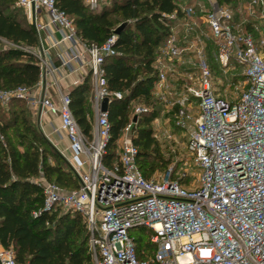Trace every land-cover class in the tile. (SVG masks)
<instances>
[{"label": "built area", "instance_id": "built-area-1", "mask_svg": "<svg viewBox=\"0 0 264 264\" xmlns=\"http://www.w3.org/2000/svg\"><path fill=\"white\" fill-rule=\"evenodd\" d=\"M194 2L181 6L182 17L168 16L173 22L170 35L154 60L153 94L163 113L172 112L173 126L181 131L185 151L198 171L194 186L187 188L171 178L172 167L160 179L142 177L132 129L147 111L143 106L133 108L121 131L117 161L104 164L110 127L101 103L121 99V94L108 91L104 78L105 60L116 55L115 35L101 45L85 43L55 0H15L37 34H44L50 44L26 50L40 70L35 87L0 89V106L19 100L58 118L79 188L67 191L39 181L43 211L81 217L93 264H264V0H239V21L236 13L215 0ZM84 3L90 10L99 8V0ZM248 20L257 37L242 31ZM65 44L69 47L60 52ZM54 49H59L58 66L50 54ZM186 51L192 53L197 74L186 73L175 89L169 73L184 65ZM208 56L221 75L240 71L241 76L232 75L242 80L235 100L216 92ZM72 64L75 72L86 69L90 79V137L78 128L71 99L60 90L59 81L46 80L60 75V70L74 72ZM48 88L56 90V99ZM137 229L151 235L153 253L144 260L136 256L132 232ZM0 264H16L11 250L0 248Z\"/></svg>", "mask_w": 264, "mask_h": 264}, {"label": "trees", "instance_id": "trees-1", "mask_svg": "<svg viewBox=\"0 0 264 264\" xmlns=\"http://www.w3.org/2000/svg\"><path fill=\"white\" fill-rule=\"evenodd\" d=\"M195 0H108L97 10H90L84 0H55L56 7L71 20L76 35L85 43L101 45L115 35V56L104 62L108 91L121 94L108 105L109 141L104 164L117 161L118 140L129 122L133 108H147L132 129L137 148L136 163L146 180L167 170L159 144L153 135V122L163 111L153 91L157 81L154 67L157 49L170 35L173 24L168 16L182 17L181 6ZM218 5L237 13L239 0H215ZM15 0H0V89L33 88L40 80L38 62L26 50L38 48L41 35L26 24ZM242 24V31L257 37L252 25ZM211 51V44L207 43ZM208 52V54L210 53ZM208 62L213 77L221 73ZM241 78L232 77L233 84ZM183 83V80H181ZM86 79L69 92L70 110L80 131L90 137L93 123ZM172 123V112L166 114ZM171 178L176 180L171 174ZM55 183L67 191H76L79 183L67 162L52 148L36 128L26 104L12 100L0 107V248L11 250L16 264H93L85 225L72 213L50 214L43 211L39 181ZM185 185V179H178ZM36 213V216H33ZM138 260L153 253L150 233L132 232Z\"/></svg>", "mask_w": 264, "mask_h": 264}, {"label": "rangeland", "instance_id": "rangeland-1", "mask_svg": "<svg viewBox=\"0 0 264 264\" xmlns=\"http://www.w3.org/2000/svg\"><path fill=\"white\" fill-rule=\"evenodd\" d=\"M103 1L107 0H99V6ZM179 45L181 48L185 47L186 41L182 40ZM191 55V51H186L182 55L183 58L187 60L184 65L177 67L175 69L176 72L169 73V80L172 83L173 88L178 89V87L181 85V80L184 78L186 73L193 72L197 74L194 68L195 61L191 58ZM233 74L239 75L240 71H230L226 75L223 74L217 78L214 77V88L216 89V92H219L223 96H226L228 100L231 101L235 100L238 93L242 90V83L239 82L242 81L241 79L234 84L230 82ZM163 111L153 122L152 129L154 138L160 146L159 149L162 153L163 158L170 161L167 170L172 167V175L175 179H180L182 178V174H185V178H182L187 180L185 183V187L191 188L196 182L198 171L193 166L189 155L185 151V141L181 131L177 130L173 126V123H171V121L166 118L167 113H163ZM166 171H157L151 178L160 179L163 175H165Z\"/></svg>", "mask_w": 264, "mask_h": 264}, {"label": "crops", "instance_id": "crops-1", "mask_svg": "<svg viewBox=\"0 0 264 264\" xmlns=\"http://www.w3.org/2000/svg\"><path fill=\"white\" fill-rule=\"evenodd\" d=\"M108 2L107 1H103ZM102 5V4H101ZM100 5V6H101ZM184 5H189V3H184ZM99 6V8H100ZM14 7L15 3H14ZM17 8V7H16ZM19 9V8H18ZM21 16H23L26 24L32 26L28 19L26 18L25 13L19 9ZM41 35V40L39 47L46 49L49 44L50 40L45 38L44 34ZM55 37L58 39L59 35L55 34ZM69 47L67 44L60 46V52H63ZM59 51V49H54L50 51L53 64L55 66H58L59 63L55 59V54ZM71 69L74 70V72L71 71H62L60 70V75L55 74L54 77L51 78V76H48L46 80L48 82L51 81V79H56L59 81V88L64 94H68L69 92L79 85H81L86 79L89 81L90 85V79L88 77V72L86 69L80 70L79 72L76 71V65L72 64ZM47 92L49 93L52 98L56 99V90L47 89ZM89 101H91V85H90V95L88 97ZM91 103V102H90ZM32 117V121L35 124L36 128L39 130V132L43 135V137L48 141V143L52 146V148L67 162L68 165H71L72 163V153L69 150V142L67 138L65 137L64 133L59 131V120L57 117H52L47 114H44L40 110H32L31 108H28Z\"/></svg>", "mask_w": 264, "mask_h": 264}, {"label": "water", "instance_id": "water-1", "mask_svg": "<svg viewBox=\"0 0 264 264\" xmlns=\"http://www.w3.org/2000/svg\"><path fill=\"white\" fill-rule=\"evenodd\" d=\"M122 28H123V26L118 27V28L114 31V35L118 36ZM108 105H109L108 100H107V99H104V100L102 101V103H101V107H100L101 112H106L107 109H108Z\"/></svg>", "mask_w": 264, "mask_h": 264}]
</instances>
